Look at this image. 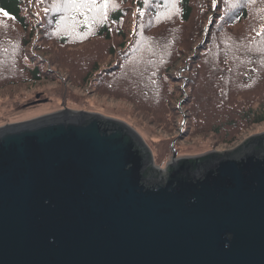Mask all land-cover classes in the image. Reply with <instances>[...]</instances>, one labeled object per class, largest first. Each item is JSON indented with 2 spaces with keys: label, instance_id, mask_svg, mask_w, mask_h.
Instances as JSON below:
<instances>
[{
  "label": "water",
  "instance_id": "95a60500",
  "mask_svg": "<svg viewBox=\"0 0 264 264\" xmlns=\"http://www.w3.org/2000/svg\"><path fill=\"white\" fill-rule=\"evenodd\" d=\"M174 158L93 112L0 127V264H264V132Z\"/></svg>",
  "mask_w": 264,
  "mask_h": 264
},
{
  "label": "rangeland",
  "instance_id": "374dc122",
  "mask_svg": "<svg viewBox=\"0 0 264 264\" xmlns=\"http://www.w3.org/2000/svg\"><path fill=\"white\" fill-rule=\"evenodd\" d=\"M161 1L167 10L159 20L148 12L136 24L128 17L124 40L115 34L94 41L73 36L75 25L66 26V17H60L69 14L63 3L25 0L28 29L0 15V73L5 76L0 127L68 109L93 112L135 129L151 149L154 166L162 169L174 156L236 149L263 133L264 120L251 123L247 112L264 103V0H245L248 18L238 21L229 5L239 0H191L189 22L180 16V0ZM146 21L151 23L144 27ZM61 34L75 41L62 44ZM122 42L127 46L123 66L103 85L117 81L124 92L78 80L91 69L84 72L86 59L102 65L105 51ZM73 60L81 64L80 74ZM37 66L44 73L33 81L31 70Z\"/></svg>",
  "mask_w": 264,
  "mask_h": 264
},
{
  "label": "trees",
  "instance_id": "16d2710c",
  "mask_svg": "<svg viewBox=\"0 0 264 264\" xmlns=\"http://www.w3.org/2000/svg\"><path fill=\"white\" fill-rule=\"evenodd\" d=\"M46 4H52L55 7H59L60 4L55 3V0H44ZM145 0H115V6L112 7L111 5L109 6V10L107 12V18L104 20H97L94 24L89 26L87 22L86 16H77L76 21H75V29H73L74 33L77 32V35L73 36H82L86 37L91 41L94 40H99L102 38H107L110 39L113 34L116 36H120L122 40L127 37V31L125 30L124 27H126L125 22L128 20V17L130 20L134 21L136 24L135 20H139L142 18L144 14L147 12L149 13L148 15L151 16L152 19L154 20H159V18H162L164 16L165 12V5L164 2L161 0H155V2H152L153 0H150L149 4L143 3ZM154 3V6L156 8H151V4ZM250 3V2H249ZM181 4V10H180V16L184 22H189L192 21V15L194 13V9L191 5V0H180ZM232 4V3H230ZM248 5V2L246 3ZM245 4V0H239V3L235 7H231L229 5V14L236 13L237 15V20H242L248 18V9ZM136 5L137 8H134ZM164 5V6H163ZM28 3H25V0H0V15L6 18H9L13 21H15L16 24H18L22 29H28V19H27V13L26 9H28ZM163 9V14L162 11L158 12V10ZM167 10V9H166ZM134 11V12H133ZM7 13V15H5ZM69 15V14H68ZM90 15V14H89ZM131 16V17H130ZM60 17L65 18L67 15L65 13H61ZM224 19V18H223ZM241 22V21H240ZM150 21H146L143 26L146 27L150 25ZM135 26V25H134ZM130 28H132V25L130 24ZM37 28L36 30H38ZM132 35V34H131ZM52 36V34H51ZM55 36V35H54ZM73 36H69L68 34H61L57 40L58 42H61L62 44H68V40L71 39L72 42H74L75 38ZM142 36V35H140ZM80 38V39H81ZM133 38V37H132ZM23 40V38H22ZM206 41V40H205ZM96 45V44H94ZM99 46V45H96ZM93 47V45H92ZM127 46L125 45L124 42H122L119 45V48L116 50L109 49L105 51L107 55L105 57H101V59H106L104 63L101 62L102 65H100V61H96L98 59L96 58H88L85 60L84 65L86 69L84 72L91 68L90 71L86 72L82 78V75H78V80H84L86 84L89 85H96L97 89L100 88H113L116 91H122L124 92L123 89H121L117 83V81L111 84H105V87L103 85L104 82H106L111 76L112 73L116 70H121V67L123 66L124 60L120 63L122 58H124V55L126 54L125 51ZM61 59L64 60V58L60 57ZM53 62L58 63L59 65H62L61 62L54 60ZM74 70L75 68H79V74L82 72V67L79 62L76 60H73L71 62ZM66 67L70 70L72 67L69 65H66ZM44 73V70L40 67L32 68L31 70V75H32V80L37 81L40 80L41 74ZM0 86L3 85L2 80L5 79V76L3 77V74L0 73ZM262 84L264 85V78L262 79ZM127 81V78H126ZM9 83V82H8ZM17 82H11V84H14ZM247 118L251 121V123H259L264 120V103H261V105L256 108L255 110H248L247 112Z\"/></svg>",
  "mask_w": 264,
  "mask_h": 264
},
{
  "label": "snow or ice",
  "instance_id": "6c2138e0",
  "mask_svg": "<svg viewBox=\"0 0 264 264\" xmlns=\"http://www.w3.org/2000/svg\"><path fill=\"white\" fill-rule=\"evenodd\" d=\"M55 3H63L67 7L69 15L65 18L66 26H74L77 16H86L91 26L98 19H106L109 6H115V0H55Z\"/></svg>",
  "mask_w": 264,
  "mask_h": 264
}]
</instances>
